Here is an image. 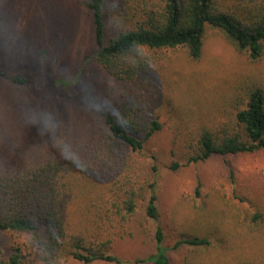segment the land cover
I'll list each match as a JSON object with an SVG mask.
<instances>
[{
	"label": "rangeland",
	"instance_id": "rangeland-1",
	"mask_svg": "<svg viewBox=\"0 0 264 264\" xmlns=\"http://www.w3.org/2000/svg\"><path fill=\"white\" fill-rule=\"evenodd\" d=\"M87 1L0 0L2 72L25 75L32 68L23 84L0 77V172L55 151L87 160L107 133L102 112L135 99L138 112L158 113L163 123L140 158L157 167L159 217L146 221L142 208L130 215L109 236L110 249L127 260L124 264H152L132 260L155 251L158 224L168 247L182 232L205 234L211 241L204 248L169 249L170 264H264V149L168 168L170 149L183 142L176 122L189 121L188 112L201 122L230 121L228 95L235 86L264 87V54L250 61L207 27L200 60L190 61L180 48L163 49L159 53L169 62L160 73L118 80L93 57L97 45ZM103 19V42L136 21L126 15L122 0H105ZM257 212L262 218L250 226L244 218ZM1 238L5 256L11 243L26 240L24 234Z\"/></svg>",
	"mask_w": 264,
	"mask_h": 264
},
{
	"label": "trees",
	"instance_id": "trees-1",
	"mask_svg": "<svg viewBox=\"0 0 264 264\" xmlns=\"http://www.w3.org/2000/svg\"><path fill=\"white\" fill-rule=\"evenodd\" d=\"M122 3L126 15L136 17V21L107 42H103L105 0L86 3L97 45L93 57L115 79L135 81L160 73L169 62L159 53L163 49L180 48L190 61L200 60L207 27L218 30L236 53L250 61L264 54V0ZM2 63L0 59V77L6 83L27 81L31 67L25 75H7L2 72ZM235 88L228 95L230 121L201 122L188 112L189 121L176 122L183 142L169 151L170 170L214 156L227 159L264 149V87L243 83ZM137 106L138 101L131 99L120 109L102 112L107 133L87 160L55 151L0 172V264L127 262L109 247L113 230L141 208L146 221L156 222L159 217L154 155L151 166L140 158L144 145L162 130L163 123L158 113H140ZM226 163L232 173L230 162ZM200 186L198 180L195 197L200 196ZM260 218L262 214L257 212L244 220L253 226ZM2 234H24L26 240L11 243L5 256ZM153 234L155 251L133 259V263L170 264L169 249L180 245L204 248L211 243L205 234L182 232L170 247L165 246L158 224Z\"/></svg>",
	"mask_w": 264,
	"mask_h": 264
}]
</instances>
